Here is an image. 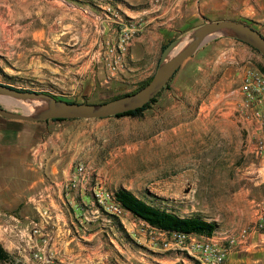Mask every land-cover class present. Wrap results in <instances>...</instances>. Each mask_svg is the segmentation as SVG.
I'll use <instances>...</instances> for the list:
<instances>
[{"label": "crops", "instance_id": "crops-1", "mask_svg": "<svg viewBox=\"0 0 264 264\" xmlns=\"http://www.w3.org/2000/svg\"><path fill=\"white\" fill-rule=\"evenodd\" d=\"M81 10L85 22L71 21L70 26H78L92 40L87 47L94 46L96 51L103 41L115 38L118 18ZM142 12L140 31L132 44L142 36L149 37L148 41L163 39L175 28H187L201 14L211 20L244 21L264 37V0H150ZM104 22L108 27L102 26ZM204 47L206 52L216 51L205 67L221 74L190 120L175 127L179 152L173 161L174 174L164 173L159 193L164 205L160 207L180 216L198 213L214 221L217 227L212 234H234L248 228L244 243L231 248L223 264H264V228L258 227L264 218V154L257 150L264 130V100L260 105L254 101L246 105L240 88L247 71L264 74L260 70L264 58L249 44L228 36L217 37ZM91 61L72 63L68 74L77 75L78 81L69 77L61 86L88 94L111 82L113 78L103 79V65ZM256 110L260 117L254 114ZM51 122L0 116V245L15 263L195 264L186 251L150 241L139 230L143 221L125 209L120 215L101 212L85 221L83 213L94 210L91 192L83 183L66 184L72 160L93 149L92 140L86 131L52 127ZM168 178L174 179V186L167 184ZM186 185L189 189L183 191ZM119 187L146 200L113 179L108 191ZM172 196L185 200L175 199L171 204L167 198ZM35 223L40 227L38 235L32 233Z\"/></svg>", "mask_w": 264, "mask_h": 264}, {"label": "rangeland", "instance_id": "rangeland-1", "mask_svg": "<svg viewBox=\"0 0 264 264\" xmlns=\"http://www.w3.org/2000/svg\"><path fill=\"white\" fill-rule=\"evenodd\" d=\"M149 1L0 0V83L49 93L63 100L91 103L108 101L115 95L134 90L154 73L162 45L173 38L187 37L208 19L207 15L201 14L185 29H173L163 39L158 37L148 41L149 37L143 36L135 39L126 51L124 66L112 75L100 59L99 51L102 53L103 49L95 51L94 46L92 49L87 47L92 40L82 34L78 26H70V22L83 24L86 19L79 10L88 8L107 14L111 19L129 23L132 18L140 24L143 7ZM107 22L102 26L108 27ZM203 47L183 63L168 86L157 93L156 100L140 116L51 120L52 127H70L79 133L86 131L92 140L93 149L84 150L74 158L70 171L82 163L86 167L89 186L96 184L102 190H109L113 179L117 185H129L148 202L164 205V198L159 194L164 187V173L174 174L173 161L176 151L179 152L175 148V127L190 120L197 106L206 99L214 79L221 74L205 67L207 60L214 59L216 51L206 52L207 46ZM80 60L98 61L104 68L103 79L108 82L113 78L112 81L93 88L88 94L63 88V80L69 77L78 81L77 75L68 73L70 65ZM0 104L9 109H21L19 105L1 99ZM169 133L172 134L170 140ZM167 184L174 186V179L168 178ZM188 189L186 185L183 191ZM175 199L181 201L184 198L172 196L167 201L174 204ZM139 230L147 234L143 224L139 225Z\"/></svg>", "mask_w": 264, "mask_h": 264}, {"label": "water", "instance_id": "water-1", "mask_svg": "<svg viewBox=\"0 0 264 264\" xmlns=\"http://www.w3.org/2000/svg\"><path fill=\"white\" fill-rule=\"evenodd\" d=\"M221 36L233 37L249 44L264 58V37L246 22L235 19H205L187 37L173 38L165 45L150 80L133 93L105 102H70L49 93L21 90L0 83V99L21 107L15 110L0 104V116L22 121L94 119L134 110L157 95L183 63L200 48Z\"/></svg>", "mask_w": 264, "mask_h": 264}, {"label": "built area", "instance_id": "built-area-1", "mask_svg": "<svg viewBox=\"0 0 264 264\" xmlns=\"http://www.w3.org/2000/svg\"><path fill=\"white\" fill-rule=\"evenodd\" d=\"M119 27L115 38L108 39L101 45L104 52H100V59L106 67L109 74H114L124 66L125 54L133 39L140 31L139 23L131 18L129 23L118 19ZM241 91L245 96V104L249 105L255 102L260 105L264 100V74L258 70L247 71L242 79ZM260 117L259 110L254 112ZM257 150L259 154H264V130H262V139L258 143ZM83 183L85 188L91 192L94 200V210L83 213L82 218L89 221L97 217L101 212L120 215L123 208L120 207L112 198L113 193L108 190H102L101 186L96 184L89 186L86 167L82 163L74 166L66 186L75 187ZM264 211V203L261 205ZM264 218L260 220L258 227L264 228ZM147 230L148 238L154 243H160L164 248H178L189 253L198 264H223L228 252L236 245L244 243L249 234L248 228H242L234 234H211L210 236L186 234L181 232L167 233L158 230L143 221ZM32 233L40 234V227L37 223L32 228ZM43 241L47 240V235ZM34 257L40 258L36 253Z\"/></svg>", "mask_w": 264, "mask_h": 264}, {"label": "trees", "instance_id": "trees-1", "mask_svg": "<svg viewBox=\"0 0 264 264\" xmlns=\"http://www.w3.org/2000/svg\"><path fill=\"white\" fill-rule=\"evenodd\" d=\"M167 43L162 45L161 49H163ZM260 70L264 71V68L260 67ZM150 78L151 76H149L145 81H143L140 85H138L137 88H135L134 90L120 95H115L110 99H114L135 92L136 90L144 86L150 80ZM168 83L163 88H166L168 86ZM17 89L28 90L22 88H17ZM157 95L151 98V100L145 103L143 106L136 108L134 110L118 113L114 117L140 116L142 112L145 109H147L151 103H153L156 100ZM67 101L75 102L71 100H67ZM105 101L106 100L101 102H105ZM50 120L61 121L65 119L54 118ZM112 198L120 207L129 211L135 218L140 219L145 223H147L148 225L167 233L181 232L186 234L210 236L217 227V224L214 221H208L198 213L192 214L190 216H180L176 213L166 211L160 206H157L155 204L148 202L147 200L139 198L132 191L124 187H119L118 189H116L113 192ZM0 263L18 264L15 263V260L13 259L12 255L8 251H6L1 245H0Z\"/></svg>", "mask_w": 264, "mask_h": 264}]
</instances>
